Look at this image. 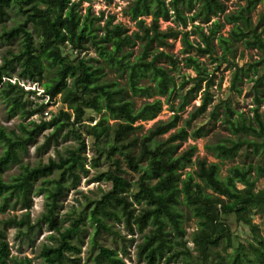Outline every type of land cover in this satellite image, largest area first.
<instances>
[{
    "label": "trees",
    "instance_id": "16d2710c",
    "mask_svg": "<svg viewBox=\"0 0 264 264\" xmlns=\"http://www.w3.org/2000/svg\"><path fill=\"white\" fill-rule=\"evenodd\" d=\"M83 1L0 0V24L11 11L20 17L1 32L7 42L19 39L20 46L9 49L0 64V99L10 118L21 119L15 127L0 125V213L26 210L20 217H0V264H33L28 257L12 254L7 230L33 226L35 194L44 196L38 220L52 231L53 241L42 245L41 264H79L88 227L84 264H126L119 254L125 242L114 248L103 240L104 235L121 236L117 223L139 234L136 258L142 264H264V189L256 187L264 176V160L245 159L225 175L221 172V163L241 152L245 158L264 153V113L259 112L264 101V10L257 21L252 15L259 4L264 7V0H245L234 11H226L223 0H131L126 13L135 22L134 30L112 14H96L90 6L84 10ZM221 14L224 21L218 18ZM161 21L176 26L164 28ZM225 24L232 25L228 34L222 32ZM176 38L183 44L182 62L195 72L192 77L177 76L181 60L166 50ZM240 45L258 49L260 58L239 66L235 59ZM90 48L95 56L83 54ZM202 57L215 66L210 68ZM225 62L234 66L233 91H241L244 77L252 82L256 106L250 117L229 100L214 104L210 114L230 135L204 145L214 158L209 160L196 155V144L181 149V143L207 134L203 126L189 128L213 102L216 71ZM111 72L115 78H108ZM21 80L35 88L25 89ZM36 85L42 86L47 101L60 96L68 109L50 119L33 118L47 107L46 99L30 100ZM200 91V104L180 125L181 111ZM136 97L143 101L137 104ZM165 104L172 111L167 119L146 130L137 124L156 118ZM42 134L39 148L54 145L56 155L46 162L24 163L29 146ZM67 139L72 143L59 148L57 144ZM13 165L19 170L7 179ZM91 169V181L105 182L109 188L90 199L86 210L60 218V198ZM255 213L262 215L260 224L254 221ZM231 214L249 227L250 240L235 237L225 220ZM190 220L197 225L193 248L186 241Z\"/></svg>",
    "mask_w": 264,
    "mask_h": 264
},
{
    "label": "rangeland",
    "instance_id": "374dc122",
    "mask_svg": "<svg viewBox=\"0 0 264 264\" xmlns=\"http://www.w3.org/2000/svg\"><path fill=\"white\" fill-rule=\"evenodd\" d=\"M131 0H84L83 1V9L86 10L88 6L91 7V10L99 14L101 12H104V16L107 17L108 15H114L116 18V21L124 23L127 27H129L131 30L135 29V22L132 21L126 13V8ZM223 2L226 4V11H234L240 7V5L245 4V0H223ZM264 10V7L262 4H259L257 8L252 12L254 21L259 20L260 15L262 11ZM221 21L223 20V14L219 15ZM20 17L13 11H11L10 17L7 21H5L4 24H0V64L3 62L4 56H7L8 50H14L17 51L20 46L19 39H15L11 42L5 41L1 37V32L3 30V27L9 28L11 27L15 21L19 20ZM196 23H199V21H196ZM162 27H167L169 25L176 26V24L173 21H161ZM206 25V24H204ZM264 25V23H263ZM181 28V26H178ZM232 25L225 24L222 28V32L225 34H228L230 28ZM193 25L189 22L186 29H192ZM195 35H192L191 38L193 39ZM168 52L173 53L175 56H177L180 60L185 55L183 51V44L180 40V38L171 39L170 45L166 49ZM218 53H220V48L217 46ZM86 53V56H95V52L93 48H90L86 52H83V54ZM261 52L258 49H249L245 48L244 46L240 45L238 49V56L235 59V61L238 63L239 66H247V63L260 58ZM202 60L207 62L210 66V68H213L216 63H209V58L202 57ZM234 66H231V64L225 62L223 63L222 67L219 71H216V77H215V84L212 87V92L214 95L213 102L208 106L206 111H204L202 114H200L198 117H196L192 123L190 130L203 126L205 130L207 131V134L200 138H193L189 136L187 140L183 141L181 143V149H186L190 145H197L198 146V152L197 156L199 157H207L209 160H214V158L208 153L207 149L205 148V144L211 140V139H218L222 136L230 135L228 130H226L225 127H223L221 121L219 119H215L211 114L210 111L213 108L214 104L219 103L221 100H229L232 104V106L240 111H243L246 115L252 116L253 111L252 108L255 107L254 103V95H253V88H252V82L249 81L248 77H244L243 81L240 82L239 86L241 91L236 92L233 91L231 88V80H232V74H233ZM182 75L186 76H194L195 72L191 70L190 68L185 67L182 60L180 61V72L177 73V76L179 78L182 77ZM116 75L114 73H110L108 75V78H115ZM14 78H17V74H15ZM20 83L23 85L25 89L32 88L34 89L35 86L30 81L21 80ZM192 83L188 84V87L191 86ZM37 93L30 96V100L33 101V103L41 102L42 100L46 99L47 107L45 108L44 112L42 114H36L33 116L36 120L41 119H50L53 115L57 114L59 110L64 109L67 110L68 107L65 103H63L60 99V96H57V98L54 101H47V98H44L43 94V88L41 85H36ZM201 96L202 92L200 91L198 96L191 100L190 104L186 106V108L181 111L182 114V120L180 121V125L184 124V120H186L189 117L190 112L200 104L201 102ZM264 96V94H263ZM143 98L136 97L135 100L137 104H140L143 100ZM179 102V99L175 100V105H177ZM219 112L222 114V107H220ZM259 112L261 114L264 113V101L262 105L259 106ZM172 111L169 109V105L165 104L163 107V110L160 112V114L152 119V120H145V121H139L137 124H143L144 130L150 128L157 120L160 119H167L169 116H171ZM89 115L95 116V121L99 119L100 115H97L95 113L89 112ZM21 119L19 117H12L10 118L7 112V108L5 106V103L2 102L0 99V125H4L6 127H15L18 122H20ZM112 122L113 120L110 119ZM45 132H48L47 130ZM250 138L253 136L250 135ZM44 141L43 134L40 135L37 139V141L29 146V150L27 155L24 157V163H30L32 165L38 163L39 161L46 162L50 156H55V146H51L47 150H41L39 147ZM73 140L67 139L60 141V144H57L59 148H63L66 145H69L72 143ZM89 142V140H88ZM251 150V149H250ZM3 151V145L0 143V154ZM88 154L91 155L92 151L88 150ZM263 156H259L258 154L254 155L253 157H244L243 152H241L240 155L236 156L234 159H227L223 163H221V172L222 174H226L227 170L230 166L236 165V164H242L244 160L248 162H254L257 163L259 160H264V153ZM18 165H13L5 174V177L8 179L10 175L15 174L18 172ZM94 173V169H91L90 174L88 176H82L81 181L78 183V185L70 186L69 189L66 190L65 194L62 195L59 202V209H58V216L61 218L62 216H66L67 213L75 210V211H82L86 210V203L90 199L96 198L101 193V190L109 188V184L105 182H93L91 181V176ZM137 174H134L131 176L132 181L135 180V177ZM257 189H264V176H260L257 183H256ZM44 196L42 194H35L33 196V206L30 209V219L31 223H33V226L31 228H28L27 226L23 227L22 229H19L18 227H11L7 230V237L8 241L11 247V251L13 255H16L18 258H25L28 257L32 260L33 264H41L42 259L40 257V249L43 244L45 243H52L50 239V234L52 231L49 229V227L41 223L38 219L41 215V213L44 211ZM26 210L17 208L15 210H7L6 213H0V217H10L13 215H17L20 217ZM262 215L255 213L254 215V221L258 224L262 221ZM226 222L230 225L231 230L235 237L242 242L248 241L251 239V232L247 225L238 222L235 215L231 214L225 217ZM65 225H68V222H65ZM116 228H118L121 231V236L117 238H113L110 235H104L103 240L106 244L112 246V247H119L124 244L125 242V250H120L119 254L124 258V261L126 264H142L139 262L136 258V243L137 240H140L139 234L132 235L121 223L116 224ZM197 225L195 223V220H190L187 223V236L186 241L187 245L190 248L194 247V243L192 241V235L194 231L196 230ZM90 230L91 227H88L86 232L83 234V245H82V251H81V262L79 264H84V260L87 258L89 253V238H90ZM124 237V238H123ZM222 251V246H219L218 249ZM222 254L225 255V252L222 251ZM213 262L216 263L217 260L213 259ZM162 264H165L162 262ZM176 264H185L184 262L180 261Z\"/></svg>",
    "mask_w": 264,
    "mask_h": 264
}]
</instances>
